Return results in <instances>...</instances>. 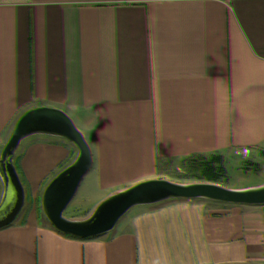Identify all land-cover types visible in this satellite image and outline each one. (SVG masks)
<instances>
[{"label": "crops", "instance_id": "0c3cea01", "mask_svg": "<svg viewBox=\"0 0 264 264\" xmlns=\"http://www.w3.org/2000/svg\"><path fill=\"white\" fill-rule=\"evenodd\" d=\"M0 264H264V0H0Z\"/></svg>", "mask_w": 264, "mask_h": 264}, {"label": "clouds", "instance_id": "9594fccd", "mask_svg": "<svg viewBox=\"0 0 264 264\" xmlns=\"http://www.w3.org/2000/svg\"><path fill=\"white\" fill-rule=\"evenodd\" d=\"M246 151V150H245ZM238 154H240V153H238Z\"/></svg>", "mask_w": 264, "mask_h": 264}]
</instances>
